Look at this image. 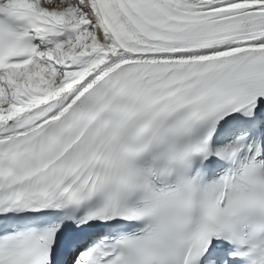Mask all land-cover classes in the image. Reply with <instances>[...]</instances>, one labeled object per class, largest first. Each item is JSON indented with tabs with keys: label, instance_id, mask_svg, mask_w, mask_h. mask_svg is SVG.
<instances>
[{
	"label": "snow or ice",
	"instance_id": "snow-or-ice-1",
	"mask_svg": "<svg viewBox=\"0 0 264 264\" xmlns=\"http://www.w3.org/2000/svg\"><path fill=\"white\" fill-rule=\"evenodd\" d=\"M0 264H264V0H0Z\"/></svg>",
	"mask_w": 264,
	"mask_h": 264
}]
</instances>
